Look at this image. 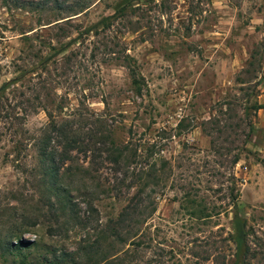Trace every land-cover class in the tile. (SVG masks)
<instances>
[{"label": "rangeland", "instance_id": "1", "mask_svg": "<svg viewBox=\"0 0 264 264\" xmlns=\"http://www.w3.org/2000/svg\"><path fill=\"white\" fill-rule=\"evenodd\" d=\"M14 4L0 0V86L10 81L0 99V264H222L231 253L232 186L264 243V108H250L264 103V0ZM7 112L19 115L13 125L27 138L12 134ZM47 112L71 122L78 138L60 171L79 218L58 223L43 204L34 147ZM249 123L256 130L243 146ZM111 140L129 147L120 164L105 151ZM153 170L158 181L145 178ZM133 173L144 176L146 198L121 223L139 186ZM187 191L220 213L196 218L181 205ZM22 215L37 220L23 232L15 228ZM19 236L35 245L8 250ZM250 264H264V249Z\"/></svg>", "mask_w": 264, "mask_h": 264}, {"label": "trees", "instance_id": "2", "mask_svg": "<svg viewBox=\"0 0 264 264\" xmlns=\"http://www.w3.org/2000/svg\"><path fill=\"white\" fill-rule=\"evenodd\" d=\"M8 2V0H5V2ZM49 0H14V5L16 7H19L21 9H32V10H38L44 7V4L48 3ZM88 6L82 5L79 7L78 12L74 14L81 13L84 11ZM120 9H124L123 6L119 7ZM117 8V9H119ZM109 18L105 17L103 21H107ZM28 38L27 35H25V39ZM109 52L115 53L113 49H110ZM119 58L123 56H118ZM127 59V62H125V66L128 67L129 73L132 78V82L135 87V93L138 95L141 93L140 85L138 83V79L136 78V72L133 69V66L129 62V56H124ZM251 58H254L251 54ZM48 59L44 58V60L39 62V65L41 67H46V63H48ZM248 66H254L256 67L257 63H255L252 59L247 62ZM259 64V63H258ZM36 72L35 68L25 69L21 73V77L25 74H30ZM244 72H247L244 70ZM40 83H45L46 79H40V76H38ZM19 79V78H18ZM240 76L237 78V82L240 83ZM10 85L9 82H4L0 86V99L3 96L4 90ZM41 87V86H40ZM243 87V86H240ZM244 89V88H240ZM63 107L62 105L58 106V108ZM3 107L0 106V113L3 111ZM250 108L254 111L264 108V103H259L258 101L253 102L250 105ZM8 111V110H6ZM6 117L10 119L9 125L15 124V121L19 119V115L14 112H7ZM48 120L45 123V125L40 130V134L36 137H34V147L37 151L39 166L42 171L41 175V181L44 185V189L46 190L47 194L46 196H42L43 204L46 206L48 215L51 217L52 221H55L58 223L60 217H65L68 215L71 219H77L79 218L78 212L75 208V204L71 200L70 196V190L67 189V187L63 184V171H60V169L65 164V161L67 159H70V152L74 149H77L78 145V138L76 137V134L74 133V125L71 124V122H62L61 120L57 119L56 116H54L53 113L47 112ZM14 126V125H13ZM15 127V126H14ZM13 130V135H20L21 137H25L26 135L22 132H19L16 127L10 128ZM255 127L252 123H249V129L246 134V138L243 141V146L246 145V143L249 141V137L252 135V133L255 131ZM17 137V136H16ZM27 138V137H25ZM20 138H17L14 140L15 148L18 153L21 152V145L22 141H20ZM129 149L127 144L118 145L115 144L114 141L111 140L110 146L106 147V152L109 155L110 159L116 163L120 164L121 160L127 159L126 151ZM221 155V153L219 152ZM135 154L132 155L131 159H134ZM18 157V154H17ZM240 156L239 154H235L233 158L230 160V163L232 165L236 164L239 160ZM125 161V160H124ZM128 162H126L127 164ZM133 179L134 183H138V187L134 194L129 198V202L122 208V211L118 215V221L121 223L124 222L126 217H128L131 214H135L136 209L140 206V204L145 200V189H146V182H143L144 176H141L140 173L135 174L133 173ZM145 178L153 179L154 181L157 179L156 171L153 170L152 172H148L145 176ZM234 187L232 186L230 191V199H231V206H232V218H231V231L228 233V236L224 238V241L226 240V245L229 247V250L231 251L230 257L225 260V257L222 258V264H250L251 260L254 259L258 253L263 252L264 249V243L260 242L259 240L253 238L254 232L252 228L248 224V220L245 217V215L242 213L241 207L238 203V198L235 193H233ZM150 195L148 194L147 197ZM134 199V200H132ZM135 201V204L133 203ZM181 205L185 207L189 213L195 215L196 218H209L214 213L219 214L220 211L215 212V210H209V208L206 206V204L203 202V200L198 196V193H191L189 191L185 192L181 196ZM131 202V205H130ZM91 207V210H93L92 205L89 204ZM214 209V208H212ZM23 222H20L19 224L15 225V228L17 226V230L23 232L27 226H33L36 224V219H33L29 216L22 215ZM21 223H24L21 225ZM57 223H55L54 226L50 227H57ZM49 230V231H55ZM112 235L120 237L116 231L115 225L112 227ZM35 245L34 241H29L23 239L21 236L18 237L17 242L13 243L12 241H7L5 243V246L8 250L13 249H21L23 247H28ZM230 245V246H229ZM259 248V249H258ZM89 253V252H88ZM210 252H207V255L204 256L203 260H209L210 259ZM104 261V260H103ZM115 262L114 259H108L106 258L104 263L98 262L97 264H113ZM63 263V259L57 258L55 264Z\"/></svg>", "mask_w": 264, "mask_h": 264}]
</instances>
